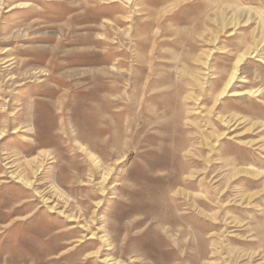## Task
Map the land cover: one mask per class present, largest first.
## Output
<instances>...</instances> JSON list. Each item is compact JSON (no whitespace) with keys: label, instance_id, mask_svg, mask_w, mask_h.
I'll list each match as a JSON object with an SVG mask.
<instances>
[{"label":"rangeland","instance_id":"rangeland-1","mask_svg":"<svg viewBox=\"0 0 264 264\" xmlns=\"http://www.w3.org/2000/svg\"><path fill=\"white\" fill-rule=\"evenodd\" d=\"M0 264H264V0H0Z\"/></svg>","mask_w":264,"mask_h":264},{"label":"bare ground","instance_id":"bare-ground-1","mask_svg":"<svg viewBox=\"0 0 264 264\" xmlns=\"http://www.w3.org/2000/svg\"><path fill=\"white\" fill-rule=\"evenodd\" d=\"M235 74V73H234ZM232 77V76H231ZM234 78V77H233ZM232 79V78H231ZM230 83V82H229ZM233 95H236V94H233ZM239 172H241V170H239ZM242 173V172H241Z\"/></svg>","mask_w":264,"mask_h":264}]
</instances>
